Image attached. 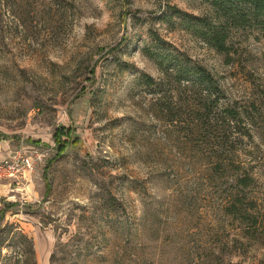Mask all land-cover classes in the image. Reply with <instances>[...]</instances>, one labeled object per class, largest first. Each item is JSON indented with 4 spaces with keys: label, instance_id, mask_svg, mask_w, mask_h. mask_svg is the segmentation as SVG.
<instances>
[{
    "label": "rangeland",
    "instance_id": "1",
    "mask_svg": "<svg viewBox=\"0 0 264 264\" xmlns=\"http://www.w3.org/2000/svg\"><path fill=\"white\" fill-rule=\"evenodd\" d=\"M170 6L214 16L204 0H0V152L42 157L30 188L0 185V264H264V28L219 52L163 22ZM152 30L247 114L250 186L217 179L160 114Z\"/></svg>",
    "mask_w": 264,
    "mask_h": 264
},
{
    "label": "trees",
    "instance_id": "2",
    "mask_svg": "<svg viewBox=\"0 0 264 264\" xmlns=\"http://www.w3.org/2000/svg\"><path fill=\"white\" fill-rule=\"evenodd\" d=\"M204 1L211 5L214 16H196L170 6L171 11L160 18L175 24L177 17L180 28L219 52H229L232 29L264 28V0ZM151 36L159 48L145 47V52L156 60L162 75L155 78L143 74L142 78L152 93L160 94L157 101L164 100L159 106L160 114L167 122L184 125L192 147L199 148L207 169L218 173L217 179L224 178L243 188L250 186L251 172L239 160L245 139L251 137L247 114L228 100L222 84L207 67L185 52L168 47L158 32L152 30ZM55 140L59 151L64 149L60 137ZM243 191H234L228 197L229 213L239 211L238 204L246 198Z\"/></svg>",
    "mask_w": 264,
    "mask_h": 264
},
{
    "label": "built area",
    "instance_id": "3",
    "mask_svg": "<svg viewBox=\"0 0 264 264\" xmlns=\"http://www.w3.org/2000/svg\"><path fill=\"white\" fill-rule=\"evenodd\" d=\"M41 158L39 154H29L27 150L20 148L10 157L0 159V181L20 183L35 171L36 163Z\"/></svg>",
    "mask_w": 264,
    "mask_h": 264
},
{
    "label": "crops",
    "instance_id": "4",
    "mask_svg": "<svg viewBox=\"0 0 264 264\" xmlns=\"http://www.w3.org/2000/svg\"><path fill=\"white\" fill-rule=\"evenodd\" d=\"M2 139L3 138L1 137L0 141ZM3 146H6V145H3ZM13 153H14L13 151L10 152L9 154H4V153H1L0 152V159H6V158L10 157ZM32 178H33V174L27 175L24 180H21L20 181V183H18L17 181H13V182H0V185H2L4 189L7 188V189H10V190H13L12 189L13 187H16V186L21 185V184H25V185H27L28 188H30L31 185H32V183H31Z\"/></svg>",
    "mask_w": 264,
    "mask_h": 264
}]
</instances>
